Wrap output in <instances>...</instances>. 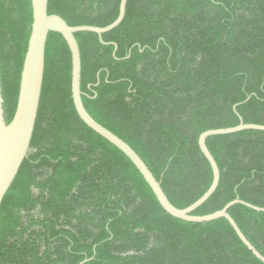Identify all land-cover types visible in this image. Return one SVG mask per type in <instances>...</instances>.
<instances>
[{"label": "trees", "instance_id": "1", "mask_svg": "<svg viewBox=\"0 0 264 264\" xmlns=\"http://www.w3.org/2000/svg\"><path fill=\"white\" fill-rule=\"evenodd\" d=\"M120 0H48L69 26L105 27ZM32 22L31 0H0V86L15 112ZM87 113L140 157L170 203L186 208L209 188L198 147L211 129L264 126V0H127L122 22L75 34ZM237 105V106H236ZM234 106L236 109L234 111ZM220 172L192 215L239 199L264 208V131L212 136ZM264 256V212L228 210ZM263 264L225 219L189 223L157 202L135 166L78 117L71 55L58 33L45 46L29 153L0 205V264Z\"/></svg>", "mask_w": 264, "mask_h": 264}, {"label": "water", "instance_id": "2", "mask_svg": "<svg viewBox=\"0 0 264 264\" xmlns=\"http://www.w3.org/2000/svg\"><path fill=\"white\" fill-rule=\"evenodd\" d=\"M126 3L127 0H120L118 16L111 24L105 27H95L86 25L69 26L60 16L48 14V0H31L32 22L30 34L22 64L16 108L8 124L5 122L0 86V205L14 181L22 162L28 156L43 82L47 36L51 32L58 33L63 37L70 51L71 98L80 120L93 132L115 146L130 160L151 189L161 208L167 214L173 218L189 223H207L217 219H225L242 244L256 259L264 264V256H262L246 239L228 213L229 208L235 204L243 205L257 212H264V208H259L242 200L235 199L214 213L203 216L192 215L197 208L213 195L218 187L220 179L219 168L206 146V140L212 136L230 135L245 130L264 131L263 125L244 124L240 122L234 127L211 129L202 132L198 137V147L210 165L212 181L209 188L200 198L186 208L179 209L170 203L159 182L156 181L147 166L131 147L112 132L98 124L85 110L81 100V61L75 34L79 32L94 33L98 35L99 40L102 42L101 35L113 30L122 22L125 15ZM236 106L233 108L234 111ZM87 261L88 260L85 259L79 264H84Z\"/></svg>", "mask_w": 264, "mask_h": 264}]
</instances>
